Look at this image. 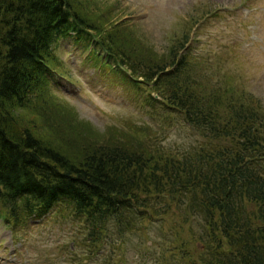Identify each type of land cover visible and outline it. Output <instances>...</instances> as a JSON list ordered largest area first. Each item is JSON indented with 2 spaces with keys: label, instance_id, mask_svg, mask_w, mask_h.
<instances>
[{
  "label": "trees",
  "instance_id": "1",
  "mask_svg": "<svg viewBox=\"0 0 264 264\" xmlns=\"http://www.w3.org/2000/svg\"><path fill=\"white\" fill-rule=\"evenodd\" d=\"M91 3L0 0V216L14 233L65 204L97 251L109 222L118 234L136 231L174 206L202 247L186 264H264L263 106L245 91L208 85L200 70L208 62L191 55L189 34L158 55ZM71 35L126 65L132 84L141 77L149 99L180 112L202 140L170 151L147 124L100 132L79 119L49 89L54 46Z\"/></svg>",
  "mask_w": 264,
  "mask_h": 264
},
{
  "label": "rangeland",
  "instance_id": "2",
  "mask_svg": "<svg viewBox=\"0 0 264 264\" xmlns=\"http://www.w3.org/2000/svg\"><path fill=\"white\" fill-rule=\"evenodd\" d=\"M93 6H106L107 15L124 23L127 37L147 44L158 55L182 34H189L195 49L191 55L208 62L200 67L208 85L245 91L264 108V0H92ZM76 39L71 35L57 40L54 68L60 74L50 73L49 89L79 119L100 132L107 125L120 127L127 121L147 124L170 151L202 140L180 112L149 99V84L141 77L137 75L138 83L132 84L126 79L130 73L126 65L105 57L103 47ZM229 74H233L232 81L225 79ZM172 211L173 215L141 222L136 231L123 234L109 222L97 251L87 240L90 228L84 219L70 215L65 204L42 218H29L14 233L11 220L0 216V264H186L199 260V254L191 252L202 248L192 239L196 228L192 223L188 226L174 206Z\"/></svg>",
  "mask_w": 264,
  "mask_h": 264
}]
</instances>
